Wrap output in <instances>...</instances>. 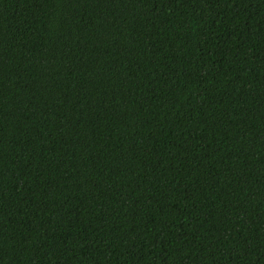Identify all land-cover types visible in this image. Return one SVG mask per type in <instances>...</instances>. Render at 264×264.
Wrapping results in <instances>:
<instances>
[{"label": "trees", "instance_id": "trees-1", "mask_svg": "<svg viewBox=\"0 0 264 264\" xmlns=\"http://www.w3.org/2000/svg\"><path fill=\"white\" fill-rule=\"evenodd\" d=\"M0 264H264V0H0Z\"/></svg>", "mask_w": 264, "mask_h": 264}]
</instances>
